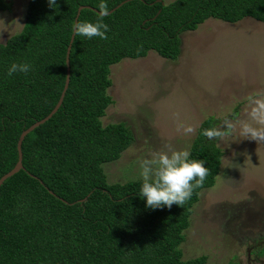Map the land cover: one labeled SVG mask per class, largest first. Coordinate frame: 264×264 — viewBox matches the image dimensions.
<instances>
[{"label": "trees", "instance_id": "16d2710c", "mask_svg": "<svg viewBox=\"0 0 264 264\" xmlns=\"http://www.w3.org/2000/svg\"><path fill=\"white\" fill-rule=\"evenodd\" d=\"M126 1L103 0L106 40L75 37L63 104L25 138L23 170L0 188V264H208L207 256L184 260L181 247L201 193L221 173L217 139L202 134L216 128V120L202 123L190 149V159L210 169L203 187L182 207L147 208L139 196L142 180L109 184L103 169L135 141L125 123L103 124L114 103L111 68L151 52L175 62L181 35L210 19L264 24V0ZM101 2L56 0L50 8L48 0H29L22 31L0 44V180L19 161L21 135L60 101L79 9L78 22L95 23ZM11 8L0 0V12ZM13 63L31 70L8 76Z\"/></svg>", "mask_w": 264, "mask_h": 264}, {"label": "rangeland", "instance_id": "374dc122", "mask_svg": "<svg viewBox=\"0 0 264 264\" xmlns=\"http://www.w3.org/2000/svg\"><path fill=\"white\" fill-rule=\"evenodd\" d=\"M7 2L12 8L0 12V44L22 31L29 0ZM181 40L175 62L151 52L111 68L108 94L114 103L103 124L125 123L135 141L119 161L103 166L109 184L140 181V159L166 150V144L190 152L206 119L214 118L216 128L225 121L236 124L254 100L264 98V24L210 19ZM176 113L195 134L176 131ZM216 141L223 152L221 173L194 208L181 247L184 260L207 256L208 264H264V142L238 132Z\"/></svg>", "mask_w": 264, "mask_h": 264}, {"label": "clouds", "instance_id": "9594fccd", "mask_svg": "<svg viewBox=\"0 0 264 264\" xmlns=\"http://www.w3.org/2000/svg\"><path fill=\"white\" fill-rule=\"evenodd\" d=\"M50 8L57 7L56 0H48ZM100 14L95 23L78 22L73 25L75 36H83L89 40L99 38L106 40L108 25L103 23L107 15V4H99ZM31 70L28 63H13L8 69V76L16 73L27 74ZM176 131L183 135L195 134V127L180 120L179 113L174 114ZM226 127L227 130H223ZM238 132L244 139L264 142V98L252 102L246 119L238 120L236 124L225 121L223 128H211L202 134L209 140H223L226 136ZM166 150L151 153L150 158L138 161L140 178L142 180L139 196L146 199V207L150 209L171 208L174 204L182 207L187 203L198 188H202L210 175V169L205 167L204 160L190 159L188 149L176 150L170 144Z\"/></svg>", "mask_w": 264, "mask_h": 264}, {"label": "water", "instance_id": "95a60500", "mask_svg": "<svg viewBox=\"0 0 264 264\" xmlns=\"http://www.w3.org/2000/svg\"><path fill=\"white\" fill-rule=\"evenodd\" d=\"M130 0L126 1L129 2ZM125 4V3H123ZM122 4V5H123ZM122 5H120L118 8L122 7ZM117 8V9H118ZM83 10V8H80L79 11H78V15H77V18L75 20V24L78 23V20H79V16L81 14V11ZM116 10V9H115ZM114 10V11H115ZM112 11V12H114ZM111 12V13H112ZM109 13V14H111ZM75 35L73 33L72 35V38H71V41H70V46L68 48V52H67V58H66V63H67V78H66V83H65V87H64V90H63V93L61 95V98H60V101L58 102L57 106L55 107V109L52 111V113L46 118L44 119L43 121L41 122H38L36 123L35 125H33L31 128H29L27 131H25L21 137H20V140L18 142V153H19V161L16 165V167L10 172L8 173L7 175H5L1 180H0V188L2 187V185L10 178H12L13 176H15L16 174H18L21 170H23V165H22V144L25 140V138L30 134L32 133L34 130H36L37 128H39L40 126L44 125L46 122H48L58 111L59 109L61 108L62 104H63V101H64V98L66 96V93L69 89V85H70V79H71V69H70V54H71V49H72V45L75 41Z\"/></svg>", "mask_w": 264, "mask_h": 264}]
</instances>
